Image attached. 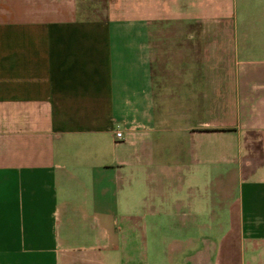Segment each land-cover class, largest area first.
I'll return each mask as SVG.
<instances>
[{
	"label": "crops",
	"instance_id": "crops-1",
	"mask_svg": "<svg viewBox=\"0 0 264 264\" xmlns=\"http://www.w3.org/2000/svg\"><path fill=\"white\" fill-rule=\"evenodd\" d=\"M182 139L235 194L133 211L144 147ZM147 216L218 231L172 264H264V0H0V264H101Z\"/></svg>",
	"mask_w": 264,
	"mask_h": 264
},
{
	"label": "rangeland",
	"instance_id": "rangeland-1",
	"mask_svg": "<svg viewBox=\"0 0 264 264\" xmlns=\"http://www.w3.org/2000/svg\"><path fill=\"white\" fill-rule=\"evenodd\" d=\"M209 148L208 145L196 144L188 139H182L177 144L165 142L145 146L144 188L139 187L126 198L122 195V202L131 201L132 210L144 216L151 213L176 214L175 205L194 204L205 222L208 219L209 203L225 201L235 194V185L231 182L222 191L217 186L222 173L219 167L224 163H221L223 146L215 143L212 153ZM173 155L180 157L181 168H169ZM122 210L125 212L126 207H122ZM167 221L163 216L154 219L147 216L144 226L127 235L122 247L124 249L110 251L107 257L102 255L101 264H172V258L167 256L171 254L172 239L191 238L200 242L203 236L210 233L213 236L219 234L215 227L211 232L207 227L200 229L191 226L182 229L167 225ZM185 247L184 252L189 255L192 247Z\"/></svg>",
	"mask_w": 264,
	"mask_h": 264
},
{
	"label": "built area",
	"instance_id": "built-area-1",
	"mask_svg": "<svg viewBox=\"0 0 264 264\" xmlns=\"http://www.w3.org/2000/svg\"><path fill=\"white\" fill-rule=\"evenodd\" d=\"M115 136H116V139H118V140H122L123 139V133L121 131H117Z\"/></svg>",
	"mask_w": 264,
	"mask_h": 264
}]
</instances>
